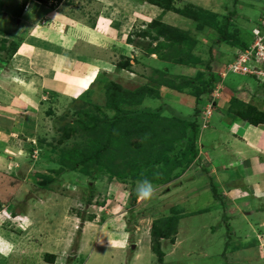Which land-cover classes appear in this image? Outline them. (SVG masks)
Here are the masks:
<instances>
[{"label":"rangeland","instance_id":"374dc122","mask_svg":"<svg viewBox=\"0 0 264 264\" xmlns=\"http://www.w3.org/2000/svg\"><path fill=\"white\" fill-rule=\"evenodd\" d=\"M169 1L171 11L163 13L158 6L151 4L150 0H47L45 2H49L48 5L39 0H31L19 20L14 14L21 0H0V67H8L9 48L14 42L23 41L24 37L30 33L31 36L34 35L40 28L52 26L55 19L50 15L57 13L63 22L69 24L63 31H69L67 35L75 41H78V37L81 38L78 48L81 53L87 55L86 63H83L85 68L92 66L90 62L96 58L101 62L100 68L104 67L99 75L106 73L111 81L120 84L124 89H134L143 84L153 85L152 80L159 77L156 71L158 69L167 71L172 76L194 78L198 73H203L206 79L209 77V73L201 65L197 68L184 67L153 59L154 55H144L145 50L155 47L158 42L152 40V37L142 38L141 34L149 30L150 22L156 20L188 32V40H192L196 46L194 56L202 61L212 58L214 73L222 76L227 73L228 68L222 62L227 58H234L233 51L237 49L225 43H215L220 31L212 34L206 27L200 31L194 16L197 17L200 13L201 19V13L212 12L219 19L214 17L216 21L224 22V18H229L227 31L244 38L251 46L252 29L258 25L264 14V0ZM190 15L195 20L190 18ZM83 25L87 27L86 32V28L84 31L76 28ZM71 27L76 30L70 31ZM81 41H87L89 44L86 43L84 47L80 44ZM183 44L187 51L188 43ZM220 57L222 60H219ZM126 60H129L131 68L119 69V64ZM228 75V81L247 79L234 74ZM7 77V72L0 70V101L5 102L0 103V239L14 248L10 255H0V264H161L151 249L150 231L156 219L172 215L171 208L175 203L181 206L180 213L185 217L178 227L176 242H162L165 252L162 264H236L237 259L249 264H262L263 261H256L255 258L264 259V252L257 247H251L258 244L260 227L253 226L252 230L251 222L255 220L253 217L264 218V215L249 217L246 213L251 209L245 207L246 202L253 207L262 201L253 197L241 202L233 200L232 206L237 208L236 211L230 207L228 201L215 199L207 188L208 181L206 184L203 181L210 174L217 173L218 169L211 164L215 161L214 155L208 163L209 150L203 148L205 144L206 147H218V142L225 136V129L214 131L217 135L213 139L208 138L209 142L202 139V152L206 157L196 164L193 171L172 178V181L166 184L157 185L151 182L155 189L153 197L146 201L138 198L133 201L130 195H135L136 187L131 186L129 182L120 183L107 173L92 179L79 172L63 173L60 177L50 172L49 168L56 167L40 160L44 149L39 145V140L48 138V141L52 142L54 137L59 136L55 120L72 111L70 109L76 98H72L73 95L66 90L64 96L57 95L52 97L53 99L50 97L41 100V88L38 87L33 92L30 91L31 86L27 90L26 83L23 88L14 83L12 77ZM104 79L103 77L102 82ZM83 83L81 86H87ZM95 84L91 87L95 88L93 93H87L81 100H93L103 106L106 103L105 94L101 92L100 85ZM217 87L213 91L215 94L220 91ZM18 88V94L29 92L25 96L34 104L31 106L32 111L21 103L17 104L18 107L13 103L9 104V94L14 96L13 93ZM49 89L57 92L58 88ZM160 94V97L149 95L143 106L152 109L164 107L165 116L181 117L192 116L195 108H201L199 119H202L208 106L213 104V96L205 99L193 98L196 103L194 105L193 101H190L191 98L180 103L171 101L169 96L166 98L162 91ZM220 97L218 99H221ZM46 100L52 101L53 104ZM203 100L207 102L202 104ZM179 104L192 107V110L188 113L181 109L183 107ZM85 108L90 109L91 106ZM50 110L54 112L52 115ZM90 111L98 115L96 109L91 108ZM106 112L113 114L109 109ZM212 114L214 118V109ZM74 119L71 113L68 121ZM203 131L201 130V137ZM3 132L7 136H4ZM212 140L217 141L216 144L208 145ZM226 140L227 138L225 143ZM36 151L38 153H35ZM206 164L210 166L204 174L202 166ZM243 168L245 172L250 170L248 164ZM40 174L55 178L48 189L40 186ZM214 177L216 178V175ZM218 180L221 181V178ZM180 182L190 186L187 187V192L174 191ZM89 184L94 189L90 190ZM238 188L234 187L233 190L236 199L240 197ZM229 196L232 198V194L229 193ZM222 197L227 198V195L223 194ZM88 200H91L90 204ZM193 212L200 214L193 215ZM11 213L25 218L22 220ZM92 215L95 218L90 221L89 217ZM261 229L264 232V228ZM237 250L239 251L234 253ZM47 254L55 255L54 263L47 262Z\"/></svg>","mask_w":264,"mask_h":264},{"label":"trees","instance_id":"16d2710c","mask_svg":"<svg viewBox=\"0 0 264 264\" xmlns=\"http://www.w3.org/2000/svg\"><path fill=\"white\" fill-rule=\"evenodd\" d=\"M30 1L21 0L20 6L14 14L16 18L22 17L24 9ZM39 1L42 2V0ZM45 1L47 2V0H44V3H42L48 5L49 2L46 3ZM150 2L158 6L163 13L171 11L169 0H150ZM199 14L194 18H196L197 28L200 31L204 27L212 34L220 31L215 43H225L242 51L249 48L250 42L227 31L229 18H224V22L216 21L213 19L214 17L218 19L216 14L206 12L201 13L203 15L200 19ZM263 15L259 22L264 18ZM186 18L188 19L189 16ZM190 18L194 19L191 15ZM148 29L142 32L141 37H152V40L158 43L155 47L145 50V56L157 55L161 62H170L184 67L197 68L201 65L205 67L209 77L206 79L203 73H198L194 78L172 76L169 72L158 69L156 71L159 77L152 80L153 85L143 84L134 89H124L120 84L111 81L106 73L100 74L95 81V85L99 84L101 92L105 94V105L100 106L93 100L82 101L81 98L84 95H81L73 100L74 104L70 109V111L72 110L70 113L67 112L55 120L58 124L57 133H59V136L54 137L52 142H49L48 138L39 140V145L44 149L40 155V160L53 164L56 168H49V171L57 177H60L63 173L79 172L82 175L96 179L102 173H107L120 183L126 184L129 182L131 186L136 187L137 181L143 179H148L152 183H157V185L166 184L171 182L172 178L180 177L187 171H193L196 168L197 161L200 159L201 144L199 143V137L204 124L199 119L202 109L195 108L192 116L188 117L165 116L164 111L166 108L152 109L143 106V103L149 95L160 97L161 87H167L180 94L191 91L193 94L189 93L194 98H210L214 88L218 83H223V80L221 76L213 72L212 58L202 61L201 58L194 56L193 51H195L196 46L192 40H188V32L159 20L150 22ZM150 30H155V32ZM250 36L253 39L252 32ZM21 43L20 40L10 46L9 61L18 51ZM183 43H188L187 51L183 48ZM233 52H235L233 60L226 64L228 67L237 57V51ZM118 68L121 70L130 69L129 60L120 63ZM249 76L261 80L256 76ZM103 77L105 78L104 82H102ZM262 87L264 89V86ZM188 89L190 90L188 91ZM94 90L93 87L87 93H93ZM201 102L204 104L207 100ZM254 103H244L238 98H232L230 112L235 118H241L251 125H264V110ZM88 106L96 109L98 115L95 112L91 113V108H85ZM108 109L113 113L112 115L106 112ZM49 112H51L50 115L54 113L51 110ZM71 113L75 119L68 121ZM209 166V164L202 166L204 174H206ZM40 177H42L40 186L44 189H48L55 181V178L49 175L40 174ZM204 181L205 184L208 181L209 190L212 192L213 197L218 199L221 192L216 178L209 175ZM224 183L226 189L231 191V186H233L231 181L227 180ZM178 186H181V184H178ZM88 188L90 190L94 189L90 184ZM130 197L134 201L137 198L136 193L135 195L131 194ZM90 199H92V196H90ZM87 202L90 204L91 200ZM171 211L173 212L172 215L156 219L150 232L151 249L161 264L165 258L162 242L169 241L172 244L176 242L178 227L185 217L183 213H180L182 211L181 206L176 203L173 204ZM11 214L18 215L17 213ZM199 214L200 212H196L193 215ZM94 218L95 216L92 215L89 220L92 221ZM46 259L47 262L54 263L55 255L47 254Z\"/></svg>","mask_w":264,"mask_h":264},{"label":"crops","instance_id":"0c3cea01","mask_svg":"<svg viewBox=\"0 0 264 264\" xmlns=\"http://www.w3.org/2000/svg\"><path fill=\"white\" fill-rule=\"evenodd\" d=\"M50 17H53L55 19L53 20V25L40 28L34 35L31 36L30 33V35L24 37L25 39L22 41L20 47L18 48V51L13 55L10 63H7L9 68H5L6 66L0 67V70L1 72L5 70L8 77H12V80L17 85L24 88L26 83V85L28 86L27 90H29L30 86L32 87L30 91L37 90L36 88L38 87L41 88V100L50 97L52 98L57 95L64 96L66 90H69V92L67 93L73 95L72 98L74 99L80 97L81 95H86L88 89H92V81L95 80L97 76H99V73L101 72V70L103 71L104 67L100 68L101 62L94 58L93 61H89L90 63H92V66L89 65L87 68H85L83 63H86L85 57L87 55L81 53L78 48V41L80 37L77 36L78 41H75L67 35L69 31H63L64 27L69 26V24L63 22L57 13L51 14ZM71 28L70 31H75L76 28H80L83 31L84 28H86L85 32L87 31V27L84 25L81 27L76 26V28ZM86 43L87 41L80 42V44H82L84 47ZM77 53L79 54L77 55ZM154 56L155 58L153 59H158L157 55ZM219 60H222V58L220 57ZM229 60L230 59L227 58L222 62L223 65L226 66V68L228 67V65L226 64H229L233 60V58L230 61ZM13 69H15V71L17 72H15ZM217 75L220 76V74L218 73ZM237 76L245 77L247 79H245L244 81H228L230 77V75H228L227 78H225V80L223 81L220 91L217 92V96L214 95V92L211 95V97L213 96L212 99H214L215 101L213 103L215 110L214 118L211 111V115L209 117H206L205 113H203L202 119H200L204 121L207 118L206 120L209 121V128L203 131L202 137L200 134V159L197 161V164H199L200 161L204 160V157H206L203 156L204 152H202V148L204 146L201 143L202 139H205L206 142H209L210 140H207L208 138L213 139L217 135L214 134V131L218 132L221 130V128L223 130L225 129V136L223 140L218 142V147H206L205 144V147L203 148H207L209 150H207L209 153V155L207 154L209 158L208 163L212 161L211 157H213L214 155L215 161H213L211 164L212 166L218 168L216 170L217 173L210 175H216V181L220 185L221 196L218 199L222 198L225 201H228L227 203L230 204V207L235 209L236 211L237 208L232 206L233 200H236L237 202H241L242 200L247 201V199L250 197L261 200L262 202H260L257 206L254 205L253 207L247 202L245 203V207L251 209L248 213H246V215H248L249 217H253L257 214L264 215V125L254 126L241 118H235L230 112V104L232 98H238L244 103L255 102L260 109L264 110V89L262 87L264 86V80H258L256 78H252L249 75ZM83 81H85L86 83H83ZM82 83L86 84L87 86H81ZM218 84L217 86H219ZM3 86L7 88V85H5L4 83ZM54 87L58 88L57 92L55 90L49 89ZM160 90L166 98H168L169 96L171 101H178L181 103L182 100L188 101L191 98L192 100L190 101H193L194 105H196L193 100V95H191L189 92L180 94L174 90L168 89L167 87H162ZM19 92L20 88H18V90L13 93L14 96H12V93L9 94L11 100L5 101H8L9 104L13 103L15 107H18L17 104L21 103V105L23 106H28V110L32 111L33 108L31 106H33L34 104H32L31 101L25 96L28 95L29 92L27 94H18ZM255 96H258L257 99ZM219 97L221 99H218ZM258 98L261 99L259 100ZM26 101H28L29 103H27ZM3 102L4 101H0L1 104ZM176 105H178V103ZM179 105L183 107L181 109L188 111V113L192 110V107L189 108L187 106H184L183 104ZM18 109L26 112L22 108ZM217 117H219V119H217ZM229 129H231L230 133H228ZM2 134L4 136H7L4 132ZM226 138L227 140L225 143ZM216 142L217 141L214 142V140H212V142L208 145H214L216 144ZM210 153L212 155H210ZM246 164H248V167L250 168V170L246 171L247 173L243 168V166H246ZM218 178H221V181H219ZM227 180L231 181L232 185H235L231 186V191L226 189L224 182ZM179 184H181V186H178V188L174 191H188L187 187L189 185L186 186L182 184V182ZM237 186L239 187L238 191L240 194V197L238 199L233 196L234 187L237 188ZM229 193L232 194V198L229 196ZM223 194H226L227 198L222 197ZM253 218L255 220L254 222H251L252 230L253 226H259L260 233L257 236L259 245L255 244V246L251 247H257L263 253L264 232L261 228H264V218ZM143 238L145 239V236ZM238 251L239 250L235 251L234 253H237ZM255 260L263 261L262 264H264L263 258H255ZM236 264L249 263H247V261H240L237 259Z\"/></svg>","mask_w":264,"mask_h":264},{"label":"built area","instance_id":"2783aa9c","mask_svg":"<svg viewBox=\"0 0 264 264\" xmlns=\"http://www.w3.org/2000/svg\"><path fill=\"white\" fill-rule=\"evenodd\" d=\"M252 34V45L246 50H237V57L229 65L227 73L221 76L222 80H225L229 73L241 76L252 75L264 80V18L261 20V26L254 28ZM212 108V104L208 106L205 111L206 117L211 115ZM206 119L205 128L208 124Z\"/></svg>","mask_w":264,"mask_h":264},{"label":"clouds","instance_id":"9594fccd","mask_svg":"<svg viewBox=\"0 0 264 264\" xmlns=\"http://www.w3.org/2000/svg\"><path fill=\"white\" fill-rule=\"evenodd\" d=\"M24 12H25V10H24ZM23 14H24V13H23ZM263 16H264V15H263ZM19 20H20V18H19ZM261 20H262V19H261ZM261 20H260V22H259L258 25H255L254 28L261 26ZM254 28H253V29H254ZM253 29H252V31H253ZM103 73H104V72H103ZM226 78H227V77H226ZM96 79H97V77H96ZM96 79L92 81L91 85H93V84L95 83ZM223 81H224V80H223ZM218 85H219L218 87H219V89H220L222 83H219ZM89 89H90V88H89ZM89 89H88V90H89ZM214 95L217 96V94H215V93H214ZM76 99H77V98H76ZM213 101H214V99H213ZM213 101H212V102H213ZM47 102L52 103V101H50V100H47ZM213 103H214V102H213ZM52 104H53V103H52ZM212 105H213V108H212V109H214V104H212ZM204 113H205V112H204ZM203 122H204V121H203ZM208 125H209V121H208ZM207 128H208V126L205 128V127H204V124L202 125V131H203V130H206ZM34 151H35V150H33V152H34ZM35 153H38V152L36 151ZM154 191H155V189H154V187H153L151 181H149L148 179H143V180L137 181L135 192H136V196H137L138 199H140V200H145V201H146V200H150V199L153 197V195H154ZM16 217H20L22 220H24V218H25V217L20 216V215H17ZM150 232H151V231H150ZM150 243H151V235H150ZM13 248H14L13 245L8 244V243L2 241V239H0V255H4V256H8V255H10V254L12 253V251H13ZM133 248H134V246H133ZM151 248H152V247H151Z\"/></svg>","mask_w":264,"mask_h":264},{"label":"flooded vegetation","instance_id":"af4514ba","mask_svg":"<svg viewBox=\"0 0 264 264\" xmlns=\"http://www.w3.org/2000/svg\"><path fill=\"white\" fill-rule=\"evenodd\" d=\"M18 20V19H17Z\"/></svg>","mask_w":264,"mask_h":264}]
</instances>
